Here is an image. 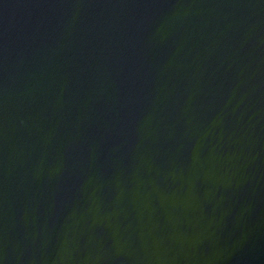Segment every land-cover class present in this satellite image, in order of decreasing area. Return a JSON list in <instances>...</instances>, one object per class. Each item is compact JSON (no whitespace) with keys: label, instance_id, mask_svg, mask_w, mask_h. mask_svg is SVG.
<instances>
[{"label":"water","instance_id":"95a60500","mask_svg":"<svg viewBox=\"0 0 264 264\" xmlns=\"http://www.w3.org/2000/svg\"><path fill=\"white\" fill-rule=\"evenodd\" d=\"M0 264H264V0H0Z\"/></svg>","mask_w":264,"mask_h":264}]
</instances>
